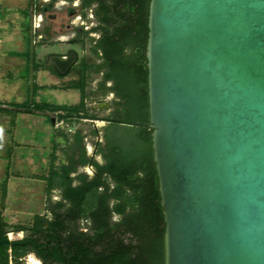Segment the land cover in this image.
I'll return each instance as SVG.
<instances>
[{
	"label": "water",
	"instance_id": "95a60500",
	"mask_svg": "<svg viewBox=\"0 0 264 264\" xmlns=\"http://www.w3.org/2000/svg\"><path fill=\"white\" fill-rule=\"evenodd\" d=\"M148 26L164 264H264V0H150Z\"/></svg>",
	"mask_w": 264,
	"mask_h": 264
},
{
	"label": "trees",
	"instance_id": "16d2710c",
	"mask_svg": "<svg viewBox=\"0 0 264 264\" xmlns=\"http://www.w3.org/2000/svg\"><path fill=\"white\" fill-rule=\"evenodd\" d=\"M124 1L126 6L113 15L110 6L103 3L106 15L101 22L106 26L99 50L92 52L101 62L91 59L89 63L85 58L81 79L63 87L77 90L79 103L28 99L25 104H10L58 113L60 121L68 124L96 119L86 104L88 78L94 72H103V94L113 91L119 99L104 117L108 121L105 145L95 143V154L102 155L103 163L88 155L81 129L75 135L58 129L65 145L57 142L54 134L47 169L38 176L46 182L45 213H35L27 223H9L0 215V264H23L28 254H34L42 264H164L166 224L149 125L146 47L150 0ZM14 54L26 57L23 76L29 81V49ZM41 66L35 63V71ZM107 81L113 85L106 87ZM41 88L35 83L34 92ZM48 122L52 123V117ZM59 150L66 155L65 161L59 160ZM84 166H91L93 174L79 172ZM6 185L7 179L2 184L3 200ZM56 190L60 199L52 201ZM10 232H23L24 236L12 239Z\"/></svg>",
	"mask_w": 264,
	"mask_h": 264
},
{
	"label": "rangeland",
	"instance_id": "374dc122",
	"mask_svg": "<svg viewBox=\"0 0 264 264\" xmlns=\"http://www.w3.org/2000/svg\"><path fill=\"white\" fill-rule=\"evenodd\" d=\"M25 5V0H0V109L10 110V112L0 110V129H2L0 132V215L9 223H27L32 220L35 213H45L48 203L45 192L46 182L38 176L44 174L47 169L54 134L56 140L63 137L57 135V130L81 129L88 155L94 156L96 160L103 163L102 155L95 154V143L100 142L105 145L104 128L107 125L100 120L92 122L85 119L75 124H68L66 121H60L58 113L40 112L27 107L17 108L10 105L11 103L25 104L28 99L32 102L46 100L55 104L74 105L81 99L77 90L63 89L70 82L80 80L79 67H76L74 72L64 79L51 77L47 68L41 67L35 73L34 81L43 88L35 93L33 86L32 99L31 90L28 94L27 82L19 76L25 75V72L21 70L27 59L14 54L26 49L20 30V20L23 21V15L18 12V9L24 8ZM59 16L65 17V14L59 13ZM46 53L48 52H39L35 62L38 61L41 65L42 57ZM34 54L37 53L34 52ZM81 54L87 55L98 63L101 62L90 51ZM9 72L11 77H8ZM101 81L102 73L100 72H94L89 76L87 86L89 95L86 99L89 112L99 117L110 113L106 103L114 100L112 95L103 94L99 87ZM35 83L33 82V85ZM49 116L54 120L52 123L48 122ZM94 129L98 131L97 134L92 133ZM69 134L72 135L71 132ZM57 153L59 160H66L63 152L59 150ZM81 171L89 175L93 174L91 167H80L79 172ZM6 179V196L3 200L2 184ZM58 193L57 190L53 191L52 201L60 199ZM81 226L85 229V225ZM23 236V232L9 233L12 239ZM33 258L39 260L34 254H28L23 258V264H33L31 260Z\"/></svg>",
	"mask_w": 264,
	"mask_h": 264
},
{
	"label": "flooded vegetation",
	"instance_id": "af4514ba",
	"mask_svg": "<svg viewBox=\"0 0 264 264\" xmlns=\"http://www.w3.org/2000/svg\"><path fill=\"white\" fill-rule=\"evenodd\" d=\"M103 3V0H26L25 34L28 36V46L30 51L37 53L34 59L38 58L39 52H48L42 57L43 63L41 67H46L51 77L64 79L71 75L76 67L80 68L79 75L81 77L84 59L86 58L88 62L91 60L90 57L81 53H86L87 51L92 53L94 50H99L98 43L104 34L106 24L101 22V19L106 13L103 5L106 3L110 6L112 9L111 15L115 14L116 10L126 6L124 0H105V3ZM115 6L117 7L116 9ZM59 13H64L65 17L60 18ZM74 53H76L77 59L70 71L65 76L60 75L51 61V55L67 58ZM37 63L39 64L38 61ZM100 73H102L103 80V72ZM105 85L106 87L112 86L113 82L107 81ZM99 87L101 89V85ZM101 90L103 91V89ZM106 95H112L114 98L113 102H108L106 105L111 112L114 109V101L119 99L116 98L113 91ZM95 116L96 119L85 120L92 122L100 120L108 123L104 119L107 115L103 117ZM75 123L76 121H73L72 124ZM63 131L68 134L71 132L72 135H75L78 129L71 131L63 129ZM70 141L73 143L74 138H71Z\"/></svg>",
	"mask_w": 264,
	"mask_h": 264
},
{
	"label": "crops",
	"instance_id": "0c3cea01",
	"mask_svg": "<svg viewBox=\"0 0 264 264\" xmlns=\"http://www.w3.org/2000/svg\"><path fill=\"white\" fill-rule=\"evenodd\" d=\"M25 2H26V0H25ZM25 10H26V5H25V7L24 8H19L18 9V12L21 14V15H23L22 16V20L24 21H21L20 20V30H21V37H22V41H23V45L25 46V50L24 51H17L16 53H24V52H26L28 49H29V51H30V48H29V46H28V36L25 34V25H26V17H25ZM31 52L33 53V58H31ZM19 56H21V57H24L23 55H19ZM34 56H35V54H34V52L33 51H30V61H31V65H30V73H31V66L33 67V72H34V75H35V73L37 72V70L35 71V69H34V64L35 63H37V62H35V59H34ZM17 57H18V55H17ZM26 68H27V61L25 62V65H24V68L21 70L22 72L24 71L25 73H26ZM41 68V67H40ZM20 76V78H22V79H24L26 82H27V92H28V94H29V90H28V88H29V81H30V75H29V81L21 74V75H19ZM8 77H11V75H10V72H9V75H8ZM34 83H35V81H34ZM37 83V82H36ZM34 86V85H33ZM30 90H31V86H30ZM31 102H32V100H31Z\"/></svg>",
	"mask_w": 264,
	"mask_h": 264
},
{
	"label": "bare ground",
	"instance_id": "6f19581e",
	"mask_svg": "<svg viewBox=\"0 0 264 264\" xmlns=\"http://www.w3.org/2000/svg\"><path fill=\"white\" fill-rule=\"evenodd\" d=\"M32 260V263L33 264H41L40 262L41 261H39V260H37V259H35V258H33V259H31Z\"/></svg>",
	"mask_w": 264,
	"mask_h": 264
},
{
	"label": "clouds",
	"instance_id": "9594fccd",
	"mask_svg": "<svg viewBox=\"0 0 264 264\" xmlns=\"http://www.w3.org/2000/svg\"><path fill=\"white\" fill-rule=\"evenodd\" d=\"M0 132H2V129H0Z\"/></svg>",
	"mask_w": 264,
	"mask_h": 264
}]
</instances>
